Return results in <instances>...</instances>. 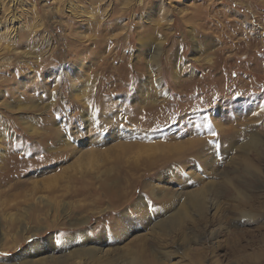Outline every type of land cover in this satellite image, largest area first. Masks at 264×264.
Masks as SVG:
<instances>
[{"label": "rangeland", "instance_id": "obj_1", "mask_svg": "<svg viewBox=\"0 0 264 264\" xmlns=\"http://www.w3.org/2000/svg\"><path fill=\"white\" fill-rule=\"evenodd\" d=\"M87 1L0 0V264H264V0Z\"/></svg>", "mask_w": 264, "mask_h": 264}, {"label": "bare ground", "instance_id": "obj_2", "mask_svg": "<svg viewBox=\"0 0 264 264\" xmlns=\"http://www.w3.org/2000/svg\"><path fill=\"white\" fill-rule=\"evenodd\" d=\"M66 1V0H65ZM97 1L98 0H92V1H90V5L88 6V8H87V10L86 11H89V14H91V18L93 17V19L91 20V23H90V26H89V30H92L93 32H98V31H100L104 26H109V24H111V25H117V23H118V21L117 20H115L114 19V14H116L119 10H123V14L124 15H127L128 13L127 12H129V11H131L133 8H134V6H135V4H134V2L136 1V0H126L127 2H125L124 4H122V2H119V3H116V4H113V6H112V8H110V14H109V17H110V19L109 20H106V21H102L101 20V18L98 16V13H99V11H100V9L98 8V7H93V6H95L94 4L95 3H97ZM10 2V1H9ZM14 2V1H13ZM73 2V1H72ZM87 2H89V0L87 1ZM143 2V1H142ZM148 2V1H147ZM19 3V2H18ZM15 4H16V2H15ZM66 5H68V10H70V11H73V9H72V4L71 3H69V2H67V3H65ZM86 4V3H85ZM99 4V3H98ZM140 4V3H139ZM143 4V3H142ZM100 6L102 5V3L101 4H99ZM141 5V4H140ZM146 5V4H145ZM0 6H2V5H0ZM8 6V5H7ZM13 6V5H12ZM14 7V6H13ZM1 9H2V7H0ZM75 8H80L79 6H75ZM85 8V7H84ZM136 8V7H135ZM138 8V7H137ZM140 8V7H139ZM138 8V9H139ZM145 8V7H144ZM7 9V8H6ZM57 9V8H56ZM134 10V9H133ZM198 10V9H197ZM202 10V9H201ZM59 11H61V10H59ZM81 11V10H80ZM84 11V10H83ZM200 11V10H199ZM132 12V11H131ZM134 12V11H133ZM139 12V11H138ZM86 13H88V12H86ZM195 13V12H194ZM209 13V12H208ZM8 14V13H7ZM80 14H82L81 12H78L77 14L74 12V14H72L71 15V18L70 19H67L66 20V28H65V30H66V33L67 34H70L71 33V31H72V28H73V25H75L76 23H78L77 22V20L78 19H80V17H81V15ZM136 14V13H135ZM151 14V13H150ZM84 15V14H83ZM138 15V14H137ZM144 15V14H143ZM148 16V15H147ZM161 16V15H160ZM192 16V15H191ZM202 17V16H201ZM136 18V17H135ZM139 18V17H138ZM209 18V17H208ZM34 19V18H33ZM142 19V18H141ZM201 19V18H200ZM204 19V18H203ZM29 20V19H28ZM210 20V19H209ZM159 22V21H158ZM210 22V21H209ZM162 23V22H161ZM30 24V23H29ZM40 24V23H39ZM41 25H42V23H41ZM156 25V24H155ZM163 25V24H162ZM46 26V25H45ZM136 26V25H135ZM164 26V25H163ZM205 26V25H204ZM114 27V26H113ZM201 27V26H200ZM35 29V26H33L32 28H29L28 30H26V31H23L21 34H22V37L19 39H17L16 40V42L13 44V45H10V44H8V45H5L4 47H0V52H1V55L3 56V57H6L7 55H12L13 57H14V59L15 60H19V58L20 57H23V56H26L27 58H28V60H30V62L28 61V63H30V64H32V63H34V64H36L37 63V61H42V59H44V61L45 62H47L48 61V59H49V57H50V55L46 58L45 56H43V57H41V58H38L37 59V61H36V55H38V44H40V46H42V47H44L47 43H48V41L50 40L49 39V33H48V35H46V37H45V39H42V40H39L40 38H36V36L40 33V32H38L39 30H34ZM46 28V27H45ZM44 28V29H45ZM144 28V27H143ZM163 28V27H162ZM204 28V27H203ZM221 28V27H220ZM24 29V28H23ZM44 29H43V31H44ZM154 29V28H153ZM158 29V28H157ZM147 30V29H146ZM42 31V30H41ZM63 31V30H62ZM149 31V30H148ZM161 31V30H160ZM157 32V31H156ZM189 32V31H188ZM194 34V33H193ZM151 39L154 37V38H158V35L156 34V33H154V32H152L151 34ZM72 36H74V37H76L77 35H72ZM56 37V36H55ZM78 37V36H77ZM182 37V36H181ZM79 38V37H78ZM141 38H142V35H141ZM79 39H82V37L81 38H79ZM89 39H91L90 40V42H93V44L94 45H97L98 43H100L101 41H102V37L101 36H94V37H90ZM184 39V38H183ZM83 40H85L84 38H83ZM88 40V39H87ZM153 40H156V39H153ZM113 41H115V40H113ZM141 42V41H140ZM75 43H77V41L75 40ZM178 43V42H177ZM62 44V43H61ZM202 44V43H201ZM173 45V44H172ZM24 47V48H28V50H27V52H23V53H20V52H17V50L16 49H18V47ZM90 46V45H89ZM49 47V46H48ZM197 47H202L201 45H199V46H197ZM39 48H41V47H39ZM174 48V47H173ZM48 49V48H47ZM143 49V48H142ZM197 49V48H196ZM43 51V50H42ZM170 51V50H169ZM40 54H43V52H41ZM39 54V55H40ZM45 55V54H44ZM8 57V56H7ZM10 58V57H9ZM2 59V58H1ZM21 60V59H20ZM157 60H158V58H157ZM167 60V59H166ZM154 61V60H153ZM161 61V60H160ZM20 62V61H19ZM25 62H26V60H25ZM155 62V61H154ZM164 62H167V61H164ZM149 64V63H148ZM150 64H152V63H150ZM157 64V63H156ZM158 65V64H157ZM131 66V65H130ZM141 66V65H140ZM19 67V66H18ZM151 68V67H150ZM155 68H157V70H159L158 69V66H155ZM20 69V68H19ZM167 70V69H166ZM155 71V70H154ZM32 72H33V70H32ZM175 72L176 71H172L171 73L172 74H175ZM170 73V72H169ZM160 74V73H159ZM148 79V78H147ZM140 81H142V80H140ZM133 82V81H132ZM156 86L158 87V85L156 84ZM73 88H74V92H79L78 91V87L76 86V85H73ZM79 88H80V86H79ZM72 91V90H71ZM23 92H21L20 93V95L22 94ZM81 93V92H80ZM91 93V92H90ZM90 93H86V94H78L77 96H76V100L78 101V102H80V98L83 96V95H86V97L85 98H81V100L82 99H85V102L87 103V98L90 96ZM52 98V97H51ZM78 98V99H77ZM16 99V98H15ZM33 96L32 97H29V102L30 103H32L33 102ZM142 100V99H141ZM7 101V100H6ZM157 102H159V100L158 101H156V104H157ZM3 103V102H2ZM155 103V102H154ZM4 104V107H6L7 109H9L10 111H12V109H13V107H16V111H19L20 110V106H21V104H23L20 100L19 101H17L16 103H13V104H10V103H3ZM50 105H53L54 106V101H49V104L47 105V106H45V107H43L44 109L45 108H48V106H50ZM90 105V104H89ZM161 105V104H160ZM30 108H32V107H30ZM160 108V107H159ZM29 124V123H28ZM28 128V127H27ZM44 135V134H43ZM46 136V135H45ZM43 137V136H42ZM4 141H5V139H1V143H4ZM14 148H17L16 146H10L9 145V147L7 148V151L5 150V151H3L2 153L4 154V156L5 155H9V156H14V155H16L15 153H14ZM1 159V158H0Z\"/></svg>", "mask_w": 264, "mask_h": 264}, {"label": "snow or ice", "instance_id": "obj_3", "mask_svg": "<svg viewBox=\"0 0 264 264\" xmlns=\"http://www.w3.org/2000/svg\"><path fill=\"white\" fill-rule=\"evenodd\" d=\"M213 135H216V133H213ZM120 225L119 224H113L112 227L113 228H118Z\"/></svg>", "mask_w": 264, "mask_h": 264}]
</instances>
